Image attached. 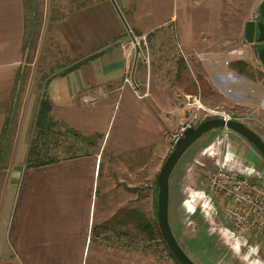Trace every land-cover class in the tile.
<instances>
[{
    "label": "crops",
    "instance_id": "obj_1",
    "mask_svg": "<svg viewBox=\"0 0 264 264\" xmlns=\"http://www.w3.org/2000/svg\"><path fill=\"white\" fill-rule=\"evenodd\" d=\"M114 2L124 19L112 0H63V6L52 7L56 37L76 60L62 73L50 77L37 108L32 104L23 125L15 128L13 98L22 77L30 19L26 0H0V264H104V255L111 248L106 244L110 240L105 242L103 238V231L125 234L130 227L135 229L132 223L120 224L122 210L137 208L122 201L121 177L117 172L120 165L113 162L102 165L101 150L26 167L29 151L26 138L30 128L34 129L42 98L51 102L54 119L68 128L84 136H103L101 128L107 113L101 107L109 103L111 107L118 94L126 118L121 135L111 144L114 155L109 159L128 155L138 161L135 170H145L146 177L153 178L159 169L152 168L153 159H163L169 152L170 139L184 115V106L178 103L179 92L184 93L183 84L165 88L163 80L170 78L165 76L166 72H159L157 66L147 70L138 64L135 77L146 96L138 99L129 88L120 90L124 77L132 72L135 58V53L127 50L131 37L124 21L135 36L147 34L148 39L176 23L183 44H198L201 34L212 29L209 24L217 20L218 0ZM202 14L209 17L206 23H202ZM210 77L218 80H213L216 86L219 83L232 92L235 90L237 104L256 103L264 109L261 80L237 76L227 69ZM114 92L112 98L106 96L98 105L83 103L87 95ZM210 133L209 137L214 132ZM226 136V139L218 136L202 147L189 171L207 174L223 162L254 177L263 174L264 158L260 152L234 131L230 130ZM231 136L240 140V146L228 142L226 151H222L223 142ZM110 168L114 174L116 171V179L106 173ZM243 234L253 236L237 233L236 237L244 239ZM112 236L114 242L117 235Z\"/></svg>",
    "mask_w": 264,
    "mask_h": 264
},
{
    "label": "rangeland",
    "instance_id": "obj_2",
    "mask_svg": "<svg viewBox=\"0 0 264 264\" xmlns=\"http://www.w3.org/2000/svg\"><path fill=\"white\" fill-rule=\"evenodd\" d=\"M263 1L218 0L217 20L209 24L212 29L201 34V42L198 44L189 46L183 44L179 39L175 23L165 32L149 39L147 37V47L143 43L137 45L141 49L137 65H144L147 70L157 66L159 72H166L165 76H170V78L163 80L165 88H174L176 84H183L184 93L179 92L178 103L181 102L184 106V115L181 124H178L174 130V136L170 139L167 156L175 147L176 136L183 134L185 124L198 126L210 117L225 114L243 121L264 139V109L261 108L262 106L249 102L237 104L234 99L236 91L232 92L231 89L224 88L219 83L216 86L213 80L216 82L218 80L210 77V74L213 75L214 72L227 69L237 76L245 75L261 80V87L264 89V67L258 56L264 41L256 39L247 43L244 34L247 21H264L260 14V4ZM62 2L63 0H26L30 30L26 36V57L22 67V77L13 98L12 115L15 113L13 115L15 128L23 125L26 111L32 107V104L35 109L37 108L36 105L44 96L50 77L62 73L76 60L74 55H70L61 46L52 28L51 11L53 10L51 9L54 5L63 6ZM208 19V15L202 14V23H206ZM131 41H133L132 37ZM137 46L128 47L127 50L136 53ZM198 54H203V59ZM215 57H217L216 60ZM241 61L245 62L246 66L240 63ZM211 62H213V68ZM126 77L123 79L120 90L129 88L138 99L144 98L146 96L144 87L139 84L135 74L134 81L137 85L134 81L133 84L127 83ZM154 81L158 80L154 79ZM134 88L141 97L136 94ZM111 93L110 95L94 93L91 96L98 98L96 103L87 104L84 101L83 103L87 106L98 105L106 96L109 99L116 94ZM122 94L123 92L121 98ZM117 97L118 94L114 97L115 102L111 107L110 103L101 107V109L106 108L107 113L105 124L101 128L103 136L100 134L84 136L79 132H77L79 135L72 134L65 131V126L61 125L54 133L55 136L53 135L55 139L51 143V154L59 161L101 150V157L104 156L100 157L102 165L108 162L120 165V171L117 172L121 177L120 195L125 205L142 210L159 227L157 176L167 156L163 159H153L152 168L159 167L158 171L154 172L153 178L146 177L147 171L145 170H135L134 164L138 161L131 159L128 155L120 159H109L114 155L111 153V144L121 135L122 125L126 118L124 108L120 107ZM33 132L34 129L31 127L26 138L29 141V147ZM210 132L214 133L209 137ZM227 132H230V129L215 128L206 132L196 141L197 144L194 143L196 145L193 149L187 150L188 152L186 151L187 153L180 159L170 178V224L180 245L197 264H264V242L249 234H243L247 243L244 239L237 238V232L232 230L223 212L227 206L225 204L227 200L225 201L222 195L205 186L206 173L199 175L189 171L191 165L195 164L196 155L201 153L202 147L212 142L213 139L217 140L218 136L226 139ZM103 139L104 144L101 145ZM230 139L223 142L222 151H226L228 142H233L237 147L240 146V140L232 136ZM12 146L13 144L9 146L10 154ZM217 167L218 165L212 170ZM108 170L106 173L115 177L116 171L114 174L111 168L109 172ZM112 234H115V237L117 235L124 238L128 243L117 246L116 239L113 242L111 238ZM103 238L105 242L110 240V243L106 244L111 248L104 255V264H179L169 254L170 250L163 236L164 242L159 237L151 239L130 227V231L127 230L125 234L103 231ZM127 245L131 247L128 248Z\"/></svg>",
    "mask_w": 264,
    "mask_h": 264
},
{
    "label": "water",
    "instance_id": "obj_3",
    "mask_svg": "<svg viewBox=\"0 0 264 264\" xmlns=\"http://www.w3.org/2000/svg\"><path fill=\"white\" fill-rule=\"evenodd\" d=\"M112 2L115 4L114 0ZM118 12L121 14L117 5L115 4ZM260 14L264 19V1L260 6ZM121 17H124L121 14ZM128 32L133 40H135L134 33L130 27L124 21ZM257 34V37H256ZM245 39L247 42H253L254 40L264 41V21L256 22L255 20H249L245 27ZM141 49L137 46L135 58L132 67V78L134 81V74L137 66V61L140 56ZM141 55H143L141 53ZM259 59L264 67V45L258 52ZM135 83V81H134ZM135 85H137L135 83ZM215 128H226L234 131L244 137L250 144H252L264 158V139L254 129L249 127L241 120L234 118L226 119L223 116H214L202 121L198 126H189L185 124L183 126V134L177 135L175 138V147L167 156L162 168L157 176L158 193V225L170 252L173 254L179 264H197L180 245L177 240L169 220V199H170V178L178 165L180 159L186 153V151L206 132H209Z\"/></svg>",
    "mask_w": 264,
    "mask_h": 264
},
{
    "label": "built area",
    "instance_id": "obj_4",
    "mask_svg": "<svg viewBox=\"0 0 264 264\" xmlns=\"http://www.w3.org/2000/svg\"><path fill=\"white\" fill-rule=\"evenodd\" d=\"M141 43L147 47V34L136 36L129 47L135 48ZM198 56L203 59V54H198ZM126 76L125 81L133 84L132 72H128ZM135 92L141 97L136 89ZM83 101L87 104H94L98 98L86 96ZM222 116L226 119L232 118L226 114ZM204 183L208 189L222 195L227 200L225 219L230 222L233 231L240 234L251 233L254 237L264 240V173L254 177L231 165L221 163L206 174ZM114 239L119 246L128 243L119 236ZM127 247L131 246L127 245Z\"/></svg>",
    "mask_w": 264,
    "mask_h": 264
},
{
    "label": "trees",
    "instance_id": "obj_5",
    "mask_svg": "<svg viewBox=\"0 0 264 264\" xmlns=\"http://www.w3.org/2000/svg\"><path fill=\"white\" fill-rule=\"evenodd\" d=\"M240 63L246 66L245 62L241 61ZM51 110V102L42 98L34 124L33 136L30 141L26 167H38L58 161L51 154V143L55 139L53 137V135L55 136L54 133L61 125L65 126V131L79 135V133L68 128L64 123L54 119ZM121 213L120 224L122 226L132 223L137 232L149 236L151 239L159 237L164 242L159 227L154 220L148 218L145 212L140 209H124ZM120 234H124V232L120 231ZM169 254L175 259L171 252ZM176 262L178 261L176 260Z\"/></svg>",
    "mask_w": 264,
    "mask_h": 264
}]
</instances>
